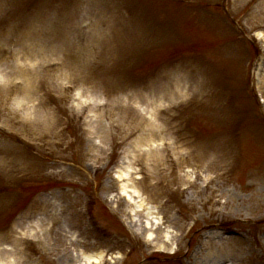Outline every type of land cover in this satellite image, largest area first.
I'll return each instance as SVG.
<instances>
[{
	"label": "rangeland",
	"instance_id": "374dc122",
	"mask_svg": "<svg viewBox=\"0 0 264 264\" xmlns=\"http://www.w3.org/2000/svg\"><path fill=\"white\" fill-rule=\"evenodd\" d=\"M222 263L264 264V0H0V264Z\"/></svg>",
	"mask_w": 264,
	"mask_h": 264
},
{
	"label": "bare ground",
	"instance_id": "6f19581e",
	"mask_svg": "<svg viewBox=\"0 0 264 264\" xmlns=\"http://www.w3.org/2000/svg\"><path fill=\"white\" fill-rule=\"evenodd\" d=\"M122 178H123V177H122ZM149 228H150V227H148V226L146 227V229H149ZM149 230H150V229H149ZM149 230H148V232H149ZM167 238H168L167 236L164 237V243H166V244H164V246H165V245H168V243H169V240H167ZM148 241H149V240H148ZM7 253L10 254L8 251H7ZM72 260H73V259H72ZM87 260H88V259H87ZM85 262H86V261H85ZM222 264H224V263H222Z\"/></svg>",
	"mask_w": 264,
	"mask_h": 264
}]
</instances>
